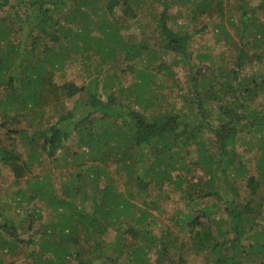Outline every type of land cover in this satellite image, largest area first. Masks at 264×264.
Listing matches in <instances>:
<instances>
[{"label":"trees","instance_id":"trees-1","mask_svg":"<svg viewBox=\"0 0 264 264\" xmlns=\"http://www.w3.org/2000/svg\"><path fill=\"white\" fill-rule=\"evenodd\" d=\"M13 1L0 0V14L16 5ZM66 1L27 3L30 41L23 45L12 41L0 16V87L7 91L0 108L26 115L38 108L56 118L49 128L18 132L25 152L0 138V165L9 167L16 183L24 179L12 199L26 205V228L36 215L34 210L26 215L29 202L52 210L27 238L17 236L13 223L0 221V253L16 254L23 247L19 264H186L187 254L202 256L205 264H258L260 259L263 264L264 230L255 225H264V0L256 5L248 0H68L60 12ZM174 6L179 14L187 10L189 23L210 16L215 43L224 48L193 53L194 33L200 30L177 24L170 14ZM224 13L234 31L224 27ZM14 15L21 29L23 18ZM131 28L138 31L122 34ZM70 51L90 52L86 59L98 54L119 67L115 76L125 81L133 72L134 80L124 87L118 77L109 78L117 89L103 93L99 75L88 88L59 84L55 71L61 72ZM123 61L127 64L119 66ZM178 64L186 78L176 107L161 91L167 83L180 87L173 71ZM14 68H23L17 88L3 79ZM83 90L87 112L75 116L81 102L70 108L67 101ZM68 120L71 128L58 127ZM71 130L78 135L81 152L72 156L79 166L61 187L55 186V166L28 177L34 163L39 168L43 163L36 156L37 142L43 138L40 148L50 156ZM237 144L254 153L253 168L236 153ZM115 175L124 179L121 190L114 186ZM151 187L164 197L171 190L186 204L168 216L165 227L157 228L158 199H145ZM108 233L113 235L106 240ZM0 264L16 263L0 255Z\"/></svg>","mask_w":264,"mask_h":264},{"label":"rangeland","instance_id":"rangeland-1","mask_svg":"<svg viewBox=\"0 0 264 264\" xmlns=\"http://www.w3.org/2000/svg\"><path fill=\"white\" fill-rule=\"evenodd\" d=\"M27 1V2H26ZM48 2H53L54 0H47ZM250 2L251 5H256L258 3L259 0H248ZM12 2H14L12 0ZM18 2V3H17ZM31 0H16L15 4L16 5H9L6 10L0 14L1 17H3L5 19V23L9 24L10 29L12 30L10 32V36L11 38H13L12 41H14V43H19L21 45H23L26 42L30 41V38H27L26 32L27 30H29L30 28H28L29 25V15L31 14V5L28 8L26 5L27 3H30ZM49 3V4H50ZM69 4L68 0L65 2V4L63 5V7L60 9V12H64L66 9V6ZM12 6L14 7V10L10 8H12ZM18 7H21L19 9H17ZM157 8L158 11H160V7L159 6H155ZM178 6H174V8L172 9V11L170 12V14H173V16H176V23L177 24H183V26L185 27H189L192 31L199 29L200 31L198 33H194V37H193V42H192V52L196 53L198 51H204L207 48H210L213 52L214 51H219V47L221 49L223 48L221 47V44L219 41L218 43H215V39L218 37L216 31L214 30V25H215V21H212V19L210 18V16H204L202 18H199L198 20L189 23V20L186 17V12L187 10H184L181 14L178 13ZM17 9V10H16ZM15 12H17L18 14H20V17L23 18V23H22V28H18L15 25ZM236 15L238 13H235ZM58 16V15H55ZM229 16L228 13H224L223 16V24L224 27H227L228 31H234V29H232V27L229 28V22L227 20V17ZM262 18V17H260ZM218 20V18H216ZM232 19L237 20V16L232 15ZM145 20V19H144ZM148 20L143 21L144 24H147ZM204 24V25H203ZM14 28V29H13ZM28 28V29H27ZM16 29V31H15ZM74 31V29H72ZM138 30L131 28L129 31L126 30H122V34H126V32H137ZM61 42L64 43V41L62 39H60ZM80 42V41H79ZM48 44L50 46H55V44H57V42H48ZM71 48L73 49V44L71 43ZM21 49L22 46H20V50H19V55L21 53ZM90 53V52H89ZM89 53H85V54H79V52H74V51H70V53L68 52L67 55V59L65 60L64 66L61 69V72H56L55 71V76L54 79L57 83L61 84L63 82H73L78 86H83V88H88V86L90 85L91 80H93L97 75H99V92L103 93L104 89L105 90H113L115 91L117 89V87L110 85V80H116V77L119 70V67H113L110 66L109 63H104L101 59L100 56L98 54H91L89 56V58H85V56ZM170 55H168L166 57V59H169ZM134 62V61H133ZM136 62V61H135ZM112 64V62H111ZM127 64L126 61L121 62L120 64H118L121 67H124ZM23 68H14L13 72H11L10 76L4 77L3 79H7V84H9L11 87L13 88H17L19 82L17 81L19 78V74L20 71H22ZM173 71L177 73L176 78L179 81V85L180 87H169L170 83H167V87L162 89V93L165 95H169L170 97L167 99L172 101L171 104H173V106H180L181 105V101L177 98V95H181L184 90L182 89L181 86L185 85V78H186V74H185V69H182V67L180 66V64L173 66ZM115 73L116 76H115ZM107 78V82L106 81V77ZM119 78V77H118ZM120 79V78H119ZM134 80V74L133 72H131L130 74H128L126 76L125 81L123 80H119L120 84H122V86L126 87L128 85H130ZM170 82V79H169ZM104 83H106L107 85L104 86ZM182 92V93H181ZM6 89H2L0 87V101L5 100V96H6ZM118 95V93H116ZM87 94L85 93V90H83L82 92L76 94L75 96H73L72 98H70L67 103L68 106L70 108H72L74 106V104L76 103V101H80L82 105L77 107V110H75V116H83L86 112H87V108H86V102H87ZM104 99V95L102 97ZM169 106V105H168ZM172 108V106L170 105L168 107V109L170 110ZM173 110V109H172ZM23 114L21 113L20 110H16V111H5L4 108H0V123H3L4 126L0 127V138H6L9 141H14L19 147V150H24V152L27 149V146H23L21 143L20 138L18 137V132L22 131L24 129L28 130V132H31L32 128H49L55 121L56 118L51 117L46 111H42L44 113H42L41 111H38V108H32V110L27 111V112H32V114H28L26 115L24 112L26 111H22ZM122 112V111H119ZM27 116V117H26ZM28 123H31V128H28ZM58 127L60 128H71L73 126V122L72 120H68L66 121L64 124H57ZM37 150L36 152V156H39V160H42V165L37 167V164L34 163L33 165V169H32V174L28 177L32 178L34 176H42L44 170L46 168H50L55 166L56 169V174L55 176V186L56 187H61V183L63 181H65L67 179V177H69L70 173L72 171H74L79 165H74V160H73V154H75V152H81L80 147H78V135L77 132L75 130H71L68 134V136L66 138H64L62 140V147H59V149L55 150V154H47V152H44L41 150L40 146L43 144V138L40 139L37 142ZM236 153H240L243 158L242 161L247 164V166H250V168L254 167V157L253 156V152H244V148L243 146L237 144L236 146ZM236 155V154H235ZM235 160H236V156ZM62 160V161H61ZM61 161V162H60ZM86 161H83V163L81 162V167H82V172H85V168H86ZM253 173V172H251ZM68 174V175H67ZM115 184L114 186L116 187L117 190H121L123 188V183H124V179L122 177H120L119 175H115ZM85 178V176L83 177ZM86 179V178H85ZM239 181V180H238ZM87 182V181H86ZM240 183V182H239ZM92 184V188H94V184ZM25 186L24 183V179H22L19 183H16L14 181L13 178V174L12 171L9 169L8 166L6 165H0V221L3 223V219H5L7 221V226L10 225V223H13V225H15V227L17 228L16 230V234L17 236L21 237V238H27L30 236H34V231H36L38 229V226L40 224V222L42 221H46L48 220V215L50 212H52V210L50 208H48L46 204L41 203L40 201L37 200H33L31 202H29V206H28V210L26 212L27 213H31V211H35L36 215L33 216L32 218V223H29V228H26V224L28 222L27 217H25V212L22 210V207H26V205L23 203L22 206L17 205L16 203L13 202V195L18 192L19 189L23 188ZM88 190V195L92 196L90 193L91 191ZM139 191L135 188L134 189V195L138 196ZM241 193L247 194V190L246 189H241ZM178 195V194H177ZM176 194H172L171 190L168 191V195L164 197L163 193L158 192L156 189L149 188L146 191L145 194V199L146 200H155L158 199L159 203H158V208L154 209L153 212L155 214H157L159 220H158V227H165L166 223L168 222L167 218L168 216H170L172 213L175 212L176 209H184L186 207L185 202L180 199ZM78 200H82L81 197H79ZM138 202H140V200H137ZM85 201H83L84 203ZM205 202V201H204ZM207 203V200L206 202ZM212 203V202H211ZM87 204H89L87 202ZM152 210V209H151ZM264 223V222H263ZM21 225H24L25 228L27 229V231L23 232L22 228L20 227ZM125 227V225H124ZM255 228L257 230H264V225H262L260 222L258 223V225H255ZM157 231V229L155 230ZM113 232V231H112ZM248 233V232H247ZM113 233H108V235L105 237L106 240L111 239ZM81 236V235H80ZM264 238V236H263ZM187 241V240H186ZM242 241H244V238L242 239ZM23 247L22 249L17 250L16 254H8V255H4V251H2L0 253L1 257L3 258L4 261L7 262H15L16 264H19L20 262V256L23 252ZM186 264H205L203 263L204 259L202 256H193L190 254H187L186 256ZM263 260H258L256 261L258 264H262ZM264 264V263H263Z\"/></svg>","mask_w":264,"mask_h":264}]
</instances>
